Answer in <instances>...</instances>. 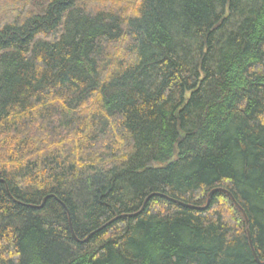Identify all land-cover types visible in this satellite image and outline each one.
Instances as JSON below:
<instances>
[{
	"label": "trees",
	"instance_id": "trees-1",
	"mask_svg": "<svg viewBox=\"0 0 264 264\" xmlns=\"http://www.w3.org/2000/svg\"><path fill=\"white\" fill-rule=\"evenodd\" d=\"M0 179V264H259L264 0H0Z\"/></svg>",
	"mask_w": 264,
	"mask_h": 264
},
{
	"label": "water",
	"instance_id": "water-1",
	"mask_svg": "<svg viewBox=\"0 0 264 264\" xmlns=\"http://www.w3.org/2000/svg\"><path fill=\"white\" fill-rule=\"evenodd\" d=\"M0 181L5 182V181L2 180V179H0ZM6 188H7V186H6ZM7 190H8V188H7ZM215 190H223V191H226L228 194H230V196L232 197V199H233V200L236 202V204L240 207V205L237 203V201L235 200L234 196L232 195V193H231L229 190H227V189H225V188H222V187H217V188H214V189L210 190V192H209V194H208V197H207V202H206V204H205L204 206L199 207V208H205V207L209 204L210 198H211V196H212V194H213V192H214ZM44 200H45V198L43 199L42 204L44 203ZM32 206L39 207V206H41V205H32ZM240 208H241V207H240ZM241 209H242V208H241ZM242 212H243L244 217H245V220H246V228H247L248 236H249V238H250V234H249V223H248L247 215H246V213H245V211H244L243 209H242ZM126 215H132V214H126ZM119 216H121V215H119ZM119 216H116V218L119 217ZM250 241H251V239H250ZM254 255H255L257 261L259 262V264H264V260L261 261V260L259 259V257L256 255L255 252H254Z\"/></svg>",
	"mask_w": 264,
	"mask_h": 264
},
{
	"label": "bare ground",
	"instance_id": "bare-ground-1",
	"mask_svg": "<svg viewBox=\"0 0 264 264\" xmlns=\"http://www.w3.org/2000/svg\"><path fill=\"white\" fill-rule=\"evenodd\" d=\"M3 182V181H2ZM5 183V182H4Z\"/></svg>",
	"mask_w": 264,
	"mask_h": 264
}]
</instances>
